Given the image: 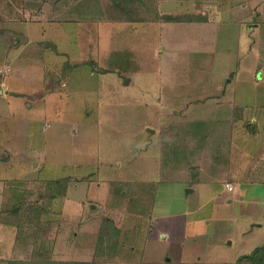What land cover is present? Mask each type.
<instances>
[{"label":"rangeland","instance_id":"1","mask_svg":"<svg viewBox=\"0 0 264 264\" xmlns=\"http://www.w3.org/2000/svg\"><path fill=\"white\" fill-rule=\"evenodd\" d=\"M202 1L0 0V264L264 261V5ZM135 212L188 214L185 248Z\"/></svg>","mask_w":264,"mask_h":264},{"label":"crops","instance_id":"2","mask_svg":"<svg viewBox=\"0 0 264 264\" xmlns=\"http://www.w3.org/2000/svg\"><path fill=\"white\" fill-rule=\"evenodd\" d=\"M204 1H209V0H203L202 1L203 9L200 12H197L199 15L196 16L194 14L192 19L196 20L195 23H198V24H201V23H203V24H206V23L213 24L214 22H217V24L228 23V22H225V20H220V21L217 20V17H219L221 14H223V13L219 12L221 9L215 14L213 12L210 13V14L208 13V16H207L206 13H207V11L209 12V10L208 9L207 10L204 9V3L207 4V7H205V8L210 7L211 3L204 2ZM214 1L221 2V0H214ZM248 1H250V6H251V2L254 3L253 7L250 9L251 13L255 12V10H257V8L259 6L264 5V0H261V1L260 0H248ZM257 2H258V5H257ZM242 5L243 4H240L239 6H242ZM246 6L247 5L245 4L242 8H246ZM214 12H216V11H214ZM170 13H172V12H170ZM251 13L246 15L242 19L240 17H233L235 19L234 21H236V26H238V32H240L241 30H244L247 34L250 33V32L252 34H256V30H258L260 28V26H259V22L257 20L256 21L252 20L250 22L247 21V19L249 17L251 18ZM172 14L177 16L176 13H174V12ZM180 16H181V14H180ZM257 16L264 17V10L259 11L257 13L256 17ZM8 22H11V21L8 20ZM230 23H232V22H230ZM14 25H15V23H14ZM261 26L264 27V25H262V23H261ZM263 29L260 30V31L258 30L257 33H262ZM253 31H255V32H253ZM0 70H1L0 73H3L4 71H6L8 69H0ZM7 73H9V70H8ZM262 77L264 78V73H262ZM8 79H9V76H8ZM235 83H236L235 91L237 90L236 87L238 86L239 87L238 88V94L240 95V97L238 98V95L235 96L234 101H233V107H235V108L233 109V111L238 110V108H243V111L248 110L247 108L249 106H253L250 103V102H252V100L251 99L247 100V99H249L248 92L252 93L253 91H255V88H256L255 87V83L252 82V81L251 82H247V81H245L243 79H239V80L235 81ZM245 91H247V94H245ZM252 109L254 111L256 109L255 106ZM3 181H4L3 179H0V198L4 199L3 196L6 194L7 190L4 189L2 185H3V183L5 184V182L7 180H5V182H3ZM2 189H3V191H2ZM225 189H226V187L223 184V190H225ZM233 189H234V187H233ZM223 190H221V192ZM232 190H229V191H232ZM21 191H24V189H22ZM24 192H26V191H24ZM192 192H194V190ZM192 192L187 193V195L191 194ZM111 197H113V196L108 194L107 198H111ZM152 201H153V198H152ZM3 202L4 201L2 200L1 204H3ZM140 202H141V200H140ZM111 204L113 205V203H111ZM153 204H154V201L151 202L149 208L152 207ZM149 210L151 211V208ZM142 213L135 212L134 214L142 215V216H144V219H146L147 224H141L140 228L144 227V229L146 231V234H147V238L149 239V242H151V240L159 241L161 239H164V240L167 239L170 242H177V243L181 242L180 243L181 247L185 248L184 243H185L186 232L185 231L183 232V224L185 225V223L189 219V215L188 214L184 213V214H180V215H164V216H159V217H157V216L153 217L152 214H149L148 212L147 213L144 212L145 214H147V216L149 214V216H148L149 219H148V217L145 214H142ZM2 219L5 221L6 217H2ZM141 219H143V218L141 217ZM129 228L130 227H127L125 229V228H122L120 225H118V229H120L121 236H120V239L118 238L119 240H117V241L121 242L120 245H119L121 248H120V250H118V254L115 256V261L114 262H117V261L118 262H120V261L123 262L124 260H126V258H128L127 260L130 263H131V261L134 263L136 260L137 261L139 260V259L136 258L137 255H138L137 252H140L139 251V247L135 246L131 250L130 247H128L127 244H126V242L128 240L131 242V239H132L131 236H129L127 233H125ZM0 235H1V233H0ZM4 241L5 240L3 238V242ZM0 242H2V238H0ZM15 248H16V245L14 246L13 250H15ZM251 253L243 254L242 257L245 256V255H249ZM141 254H142V252H141ZM242 257L239 256L238 259L236 260L235 264H264L263 260H259V262H256L255 258L253 260H249V259L240 260ZM0 258L3 259L1 257V253H0ZM7 259H11V257L10 258H7V257L4 258V260H7ZM167 262H170V263H166V264H172V263L173 264H195L194 261H183L181 259H179V261H175V262L172 261V259H168ZM195 262H199L200 263V260L197 259V261H195ZM228 263L229 262H223V264H228ZM120 264H122V263H120ZM154 264H165V263L160 261V259H157V261ZM219 264H221V263H219Z\"/></svg>","mask_w":264,"mask_h":264},{"label":"trees","instance_id":"3","mask_svg":"<svg viewBox=\"0 0 264 264\" xmlns=\"http://www.w3.org/2000/svg\"><path fill=\"white\" fill-rule=\"evenodd\" d=\"M168 19L170 20H181L183 19L182 15L181 16H172V15H169L168 16ZM185 20H187V18H184ZM118 234V233H117ZM121 234V233H120ZM114 236L116 237V235L114 234ZM120 239V238H119ZM254 252H252L251 254L249 255H245L243 256L240 260L242 259H249V260H253L255 257H254ZM12 262V264H25L24 262H20L18 260H10ZM22 261V260H21ZM26 262V261H25ZM63 264H86L84 262H80V261H62ZM8 263V262H7Z\"/></svg>","mask_w":264,"mask_h":264},{"label":"built area","instance_id":"4","mask_svg":"<svg viewBox=\"0 0 264 264\" xmlns=\"http://www.w3.org/2000/svg\"><path fill=\"white\" fill-rule=\"evenodd\" d=\"M224 186L226 187L227 190H232L233 187L230 183H225Z\"/></svg>","mask_w":264,"mask_h":264},{"label":"water","instance_id":"5","mask_svg":"<svg viewBox=\"0 0 264 264\" xmlns=\"http://www.w3.org/2000/svg\"><path fill=\"white\" fill-rule=\"evenodd\" d=\"M192 191H193L192 189H188V191H187V192L189 193V192H192Z\"/></svg>","mask_w":264,"mask_h":264}]
</instances>
